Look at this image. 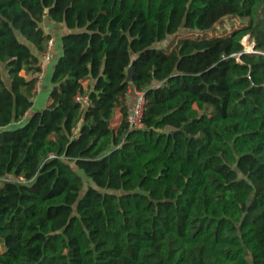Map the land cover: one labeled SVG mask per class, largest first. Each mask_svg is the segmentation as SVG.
<instances>
[{"label":"trees","instance_id":"trees-1","mask_svg":"<svg viewBox=\"0 0 264 264\" xmlns=\"http://www.w3.org/2000/svg\"><path fill=\"white\" fill-rule=\"evenodd\" d=\"M218 2L0 0V264H264V0Z\"/></svg>","mask_w":264,"mask_h":264},{"label":"built area","instance_id":"built-area-1","mask_svg":"<svg viewBox=\"0 0 264 264\" xmlns=\"http://www.w3.org/2000/svg\"><path fill=\"white\" fill-rule=\"evenodd\" d=\"M255 40L252 41L251 46L252 48L244 49L245 52H252L254 51L255 47ZM55 45L54 39H50L48 42L47 50L42 53L41 60H40V72L37 74V82L34 89V96L40 92L45 76V70L47 68L48 63L52 60V50ZM131 98L133 97V103L131 106V112L129 117V123L131 128H140L143 126V117H144V110L146 104V96L145 92L139 91L136 88L130 89ZM76 101L79 102L82 108L87 107L90 103V97L86 93L79 92L76 97Z\"/></svg>","mask_w":264,"mask_h":264},{"label":"rangeland","instance_id":"rangeland-1","mask_svg":"<svg viewBox=\"0 0 264 264\" xmlns=\"http://www.w3.org/2000/svg\"><path fill=\"white\" fill-rule=\"evenodd\" d=\"M218 1H219L218 4L220 6V13L212 21L213 23L207 29H205V32L208 35H212V36L213 35H223V34L229 33L232 29H234L237 26H240L245 21L237 15L239 0H218ZM43 26L46 30H48L49 22H46L45 20V22L43 23ZM182 33H186V31H182ZM200 34H203V33H200ZM248 36L249 35L243 38L244 49H247L245 47L246 46L245 43H247V45L249 46L252 43V41H254V38H252L251 36H249L250 40H248ZM251 48L252 46L249 47V49ZM47 88H48L47 84H44V85L42 84V90H46Z\"/></svg>","mask_w":264,"mask_h":264},{"label":"crops","instance_id":"crops-1","mask_svg":"<svg viewBox=\"0 0 264 264\" xmlns=\"http://www.w3.org/2000/svg\"><path fill=\"white\" fill-rule=\"evenodd\" d=\"M46 22H49V28L48 30H46L47 33H51L52 34V39H54L55 41V45L53 47L52 50V62H49L47 65V68L45 70V76H44V80H43V85L47 84V89L46 90H40L39 93H37L34 96V105L33 108L31 109V111L26 115V117H29L32 113H34L35 111L38 110H42L45 108L47 102H48V95L50 93L51 90V76H52V72H53V68H54V64L56 62V59L61 55L62 53V45H61V37L67 33V29L64 25L61 24H57L53 21L50 20H46ZM5 79L8 80V76L7 73H5ZM48 80V81H47ZM38 96V97H37ZM134 98L132 97V100Z\"/></svg>","mask_w":264,"mask_h":264},{"label":"water","instance_id":"water-1","mask_svg":"<svg viewBox=\"0 0 264 264\" xmlns=\"http://www.w3.org/2000/svg\"><path fill=\"white\" fill-rule=\"evenodd\" d=\"M134 61H135V59L132 60L130 66H129V69H128V80L132 79L134 72H135Z\"/></svg>","mask_w":264,"mask_h":264},{"label":"bare ground","instance_id":"bare-ground-1","mask_svg":"<svg viewBox=\"0 0 264 264\" xmlns=\"http://www.w3.org/2000/svg\"><path fill=\"white\" fill-rule=\"evenodd\" d=\"M250 46H251V44L248 46L247 43H246V46H245V47H246V48H249Z\"/></svg>","mask_w":264,"mask_h":264}]
</instances>
